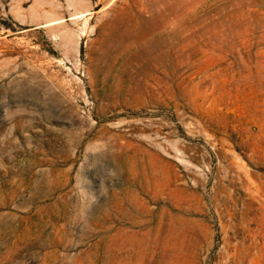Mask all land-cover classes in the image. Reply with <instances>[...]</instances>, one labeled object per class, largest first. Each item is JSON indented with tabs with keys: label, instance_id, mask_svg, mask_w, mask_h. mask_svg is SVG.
Instances as JSON below:
<instances>
[{
	"label": "rangeland",
	"instance_id": "obj_1",
	"mask_svg": "<svg viewBox=\"0 0 264 264\" xmlns=\"http://www.w3.org/2000/svg\"><path fill=\"white\" fill-rule=\"evenodd\" d=\"M0 264H264V0H0Z\"/></svg>",
	"mask_w": 264,
	"mask_h": 264
}]
</instances>
